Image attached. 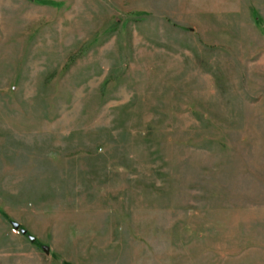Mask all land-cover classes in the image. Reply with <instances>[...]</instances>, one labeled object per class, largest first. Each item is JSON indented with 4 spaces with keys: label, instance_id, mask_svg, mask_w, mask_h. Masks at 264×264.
<instances>
[{
    "label": "rangeland",
    "instance_id": "1",
    "mask_svg": "<svg viewBox=\"0 0 264 264\" xmlns=\"http://www.w3.org/2000/svg\"><path fill=\"white\" fill-rule=\"evenodd\" d=\"M0 264H264V0H0Z\"/></svg>",
    "mask_w": 264,
    "mask_h": 264
},
{
    "label": "water",
    "instance_id": "2",
    "mask_svg": "<svg viewBox=\"0 0 264 264\" xmlns=\"http://www.w3.org/2000/svg\"><path fill=\"white\" fill-rule=\"evenodd\" d=\"M14 228H15V229H18V226L15 225ZM21 234L24 236V235H26V232H25L24 230H22V231H21ZM28 239H29V241H30L31 243H34V242H35V238H33V237H29ZM43 252H44L45 254H48V253H49L48 248H47V247H44V248H43Z\"/></svg>",
    "mask_w": 264,
    "mask_h": 264
}]
</instances>
